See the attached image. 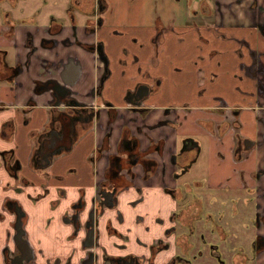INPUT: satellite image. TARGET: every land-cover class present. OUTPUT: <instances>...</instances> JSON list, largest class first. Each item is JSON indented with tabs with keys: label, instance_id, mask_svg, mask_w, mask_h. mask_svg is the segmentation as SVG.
Segmentation results:
<instances>
[{
	"label": "flooded vegetation",
	"instance_id": "1",
	"mask_svg": "<svg viewBox=\"0 0 264 264\" xmlns=\"http://www.w3.org/2000/svg\"><path fill=\"white\" fill-rule=\"evenodd\" d=\"M146 1L0 0V37L3 41H9V44L0 45V86L21 88L25 83L21 79L22 75L28 73L30 76V72L38 70L42 74L30 80L32 93L37 97L47 93L51 95V99L46 101L49 102L50 119L48 118L39 128L31 130L41 138L36 148L31 150L30 167L43 169L52 165L61 155L59 152L61 146H69L80 134L86 135L92 132L93 128L101 123L106 112L108 128L105 140L94 155L88 158V161L96 167L101 160L106 159L104 176L99 183V194L92 198V206L84 223L81 222L82 212L86 209L83 195L73 206V213L65 217L68 223L73 224L74 235L82 229L85 232L82 246L86 250V256L81 264H154V255L158 254V250L168 247L181 250V254L173 256L168 264H193L194 260H200L201 264H257L260 255L264 253V193L260 197L256 190L247 188L248 200L245 201V205L248 210L243 212L237 211V200L230 190H216V199L212 204L216 208L213 210L206 208L203 197L194 196L189 200L186 195L193 191V186L201 185L208 190H213L209 187L207 179V153H204L202 146L194 139L186 140L178 152L171 157L173 169L170 175L176 184L173 187H166L164 193L173 203L167 206L165 216L157 215L154 218L155 224L162 227V237L154 238L147 245L140 238L133 240L132 237L122 234L121 239L124 243L115 246L125 252L124 255L113 256L104 247L97 252L100 246L101 219L106 217L110 231H113L112 217H107L108 213H115V217L124 222L122 211L120 212L119 209L122 193L133 187L139 195L131 202V205L136 207L145 201L146 194L144 189L135 182L138 179L148 182L152 177L160 176V173L166 176L168 168L166 165L160 166L157 159L150 157L153 154L162 155L164 141L153 139L145 131V126L140 124L133 129L124 125L116 151L110 153L112 123L120 117V112L110 102H107L108 106L95 107L91 102L78 97L75 88L80 82L91 85L88 97L94 100L100 99L106 82L113 73L109 54L111 48L116 55L122 56L119 59V65L131 70L134 74L135 87L129 94L131 104L126 112L137 115V117H131L132 122L136 123L138 120L145 119L153 111V107L146 102L155 101V96L159 95L160 91L161 80L155 76V70L160 63L155 57L160 50L169 46L168 39L177 48L174 51L175 54L182 53L183 46L189 50L194 48L195 52H198V49L202 50L201 44L207 41L202 35L203 31L209 30L218 34L224 22V8L236 11L245 0H228L227 2L224 0H164V6H170L169 14L165 16V19L157 16L154 23L141 18L131 20L125 16L127 10L134 9ZM249 6L264 14V7H260L257 1ZM254 20L257 21L258 29L264 36V19L258 22L255 17ZM191 29L199 33V36H196L198 45L191 44L192 38L189 36ZM20 33L23 37L21 41L18 40ZM182 34H187L190 38L182 42L180 38ZM107 37L112 38L113 41L108 40ZM192 41L195 40L192 39ZM48 53L52 56L49 57ZM145 53H148L150 57L144 59ZM215 54V52L212 54V58ZM92 56L93 69H102V75L93 88L90 82L82 81L86 72L82 58L91 63L92 70ZM202 59L203 57L200 60L199 55H194L190 59L193 67L198 71L204 67ZM170 62L175 61L171 59ZM137 78L141 81L137 82ZM258 86L264 91L262 83H258ZM36 107H38L37 101L29 98L26 105L22 107L21 114L18 115L28 116ZM9 109L7 105L0 103V113H5ZM173 110V107L165 108L164 113L169 115ZM215 110L218 113H225V107H216ZM230 113L232 120L212 122L213 130L210 133L215 134V129L220 135L229 130L235 131L234 152L238 159H242L246 152L256 146V143L248 138H242L238 133L241 128L239 109L235 107ZM259 119L261 122L264 121L263 117ZM24 122L29 124L30 117H26ZM164 123L172 125L169 120H165L161 125ZM209 125L210 123H202L206 130H210ZM5 127L12 126L6 123ZM14 128L16 127L14 126L12 130ZM140 135H144L149 141L145 150H142ZM43 138L48 139L52 145H48ZM13 151H4L3 159L10 173L16 178L20 162L14 159ZM219 155L223 157L221 152ZM196 166L202 167L201 179L184 180V177ZM10 205L15 206L16 209L14 225L16 248L14 252L9 248L5 249V264H37L35 252L32 253L33 259L27 261L25 258L22 263L19 260L21 252L15 241L19 206L16 201H11ZM21 216L22 225H24L23 211ZM231 216L240 222L248 221L243 237L234 226L235 220H226ZM141 219L138 218V220ZM91 229L94 239L92 247H87ZM197 230L202 231L201 239L205 250L192 254L193 237ZM137 247L147 248L150 257L146 258L145 255L139 254ZM131 248L134 251H131ZM72 262L73 259H69L66 264H72Z\"/></svg>",
	"mask_w": 264,
	"mask_h": 264
},
{
	"label": "crops",
	"instance_id": "2",
	"mask_svg": "<svg viewBox=\"0 0 264 264\" xmlns=\"http://www.w3.org/2000/svg\"><path fill=\"white\" fill-rule=\"evenodd\" d=\"M254 1H257L260 7H264V0H245L236 11L224 8V22L218 34L209 30L203 31L202 35L207 41L201 44L202 50L198 49V52H195L194 48L189 50L183 46V52L175 54L177 48L167 37L169 46L160 50L155 57L160 63L155 70V76L161 80L159 95L155 96V101L146 102L153 107V111L143 120L132 122L131 117L137 115L126 112L131 104L129 94L135 87L134 74L119 65L122 56L116 55L111 48L109 54L113 73L107 80L100 99L88 97L91 85L80 82L75 88L78 97L91 102L95 107H105L107 102H110L120 112V117L112 123L110 153L116 151L124 125L132 129L137 124L143 127L150 126L153 128L144 127L147 134L156 141L160 139L164 141L162 155L153 154L150 157L157 159L160 166L166 165L168 168L166 176L160 173V176L152 177L148 182L139 179L135 182L146 194L145 201L136 207L131 205L139 196L136 190L131 187L122 193L119 209L122 211L124 222L116 218L115 213H108L107 217H112L113 231H110L106 217L101 219L100 246L97 252L104 247L113 256L124 255L125 252L115 246L124 243L121 239L122 234L132 237L133 240L140 238L147 245L154 238L162 237V227L155 224L154 218L157 215L165 216L167 206L173 203L164 190L176 184L170 175L173 169L171 157L186 140H197L202 146L204 153H207L209 187L213 190L232 191L233 197L237 200L238 212L248 210L245 205V201L248 200L247 188L256 190L260 197L263 195L264 121L261 122L259 118H264V91L259 88L258 83L264 85V36L254 18L257 17L258 22H261L264 14L258 9L250 8L249 5ZM175 36L178 38L177 34ZM189 36L195 40L191 39V44H199L196 37L199 33L191 29ZM190 37L187 34L180 36L182 42ZM22 39L20 33L18 40ZM107 39L113 41L112 38ZM6 44H9V41H3L0 37V45ZM214 52L216 54L212 58ZM194 55H199L200 60L203 57L204 67L200 71L190 62ZM48 56L51 57V53H48ZM149 57L148 53L143 55L144 59ZM171 59L175 62H170ZM82 60L86 69L82 81L90 82L93 88L102 75V69H93V56L92 70L91 63L84 58ZM30 73V76L28 73L22 75L21 79L25 83L21 88L0 86V103L10 108L5 113H0V264H5V249L9 248L14 252L16 248L14 243L16 209L10 205L11 201L20 204L19 208L25 213L24 230L35 251L37 264H58L60 261V264H66L69 259H73L72 264H81L86 256V250L82 246L85 232L82 229L74 235V226L68 223L65 217L73 213V206L83 195L86 209L82 212L81 222L84 223L92 206V198L99 194V183L104 176L106 159L101 160L96 167L88 158L94 155L105 140L108 128L107 114L104 112L101 123L96 125L92 132L80 134L69 146H61L59 151L61 155L52 165L43 169L30 167L32 151L41 138L31 130L39 128L51 117L48 112L49 102H46L51 99V95L47 93L37 97L31 90L30 80L38 78L42 73L38 70ZM139 81L141 79L137 78V82ZM29 98L35 99L38 107L28 116L18 115ZM169 107H173L174 110L166 115L164 110ZM216 107H225V113L216 112ZM235 107L240 112L241 128L238 133L242 138H248L256 143L242 159L235 156V131L229 130L220 135L215 129V134L210 133L213 130L212 122L232 120L230 111ZM26 117H30L29 124L24 122ZM165 120L171 121L172 125H165L166 123L161 125ZM203 122L210 123V130L202 126ZM6 123L12 127H5ZM14 126L16 128L12 130ZM141 136L142 150H145L149 141L144 135ZM46 140L47 143L48 139ZM48 145L52 144L48 142ZM11 150H14V159L20 162L16 178L10 173L3 159L4 151ZM220 152L223 157L219 155ZM239 222L237 220L234 226L243 237L248 221ZM137 249L142 256L150 257L147 248ZM130 250L134 251L133 248ZM157 253L154 255V264H168L173 256L178 255L174 247L159 249ZM257 264H264V253L260 255Z\"/></svg>",
	"mask_w": 264,
	"mask_h": 264
},
{
	"label": "rangeland",
	"instance_id": "3",
	"mask_svg": "<svg viewBox=\"0 0 264 264\" xmlns=\"http://www.w3.org/2000/svg\"><path fill=\"white\" fill-rule=\"evenodd\" d=\"M169 11H170V6H164V0H147L146 2L135 7L134 9L127 10L125 12V16L131 20L141 18L147 22L154 23L157 19V16L163 17L165 19V16L169 14ZM201 177H202V167L196 166L188 175H186L184 177V180L192 181L193 178H195L194 180H200ZM215 195H216V190H208L207 188H205L201 185H197V186H193V191L189 192L186 195V197L189 200L194 198V196L203 197L205 202H206V208H208L209 210H213L216 208V206L212 205L214 199H216ZM18 206L21 207L20 204H18ZM21 211H22V209H20V213H19L20 215H21ZM230 219L235 220V218L232 216L226 218V220H230ZM235 221L237 222V220H235ZM22 229L24 230V225H22ZM24 232L26 233L25 230H24ZM201 232L202 231L197 230L195 236L193 237L194 249H193L192 254L196 253L199 250L200 251L205 250L203 240L201 239ZM24 239L29 243L30 248L33 250V252H35L32 245L30 244V242L28 240L27 234L24 236ZM175 249H176L178 255H180L181 250L179 248H175ZM197 257H199V256H197ZM194 261L197 263H202L200 260H194Z\"/></svg>",
	"mask_w": 264,
	"mask_h": 264
},
{
	"label": "water",
	"instance_id": "4",
	"mask_svg": "<svg viewBox=\"0 0 264 264\" xmlns=\"http://www.w3.org/2000/svg\"><path fill=\"white\" fill-rule=\"evenodd\" d=\"M18 211H17L18 217H17V222H16L17 233L15 236V241H16L17 247L19 248V250L21 252V254L19 255V260L22 263L23 260H25V258L27 259V261L33 259V255H32L33 250L30 248L29 243L24 239V236L26 235V233L22 229V216L19 214L20 208H18ZM93 239H94V233H93V230L91 229L89 234H88L89 243H88L87 247H92Z\"/></svg>",
	"mask_w": 264,
	"mask_h": 264
}]
</instances>
